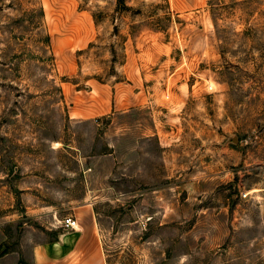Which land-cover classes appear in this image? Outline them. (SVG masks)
<instances>
[{"label":"rangeland","instance_id":"obj_1","mask_svg":"<svg viewBox=\"0 0 264 264\" xmlns=\"http://www.w3.org/2000/svg\"><path fill=\"white\" fill-rule=\"evenodd\" d=\"M67 215L106 264H264V0H0V264Z\"/></svg>","mask_w":264,"mask_h":264},{"label":"crops","instance_id":"obj_2","mask_svg":"<svg viewBox=\"0 0 264 264\" xmlns=\"http://www.w3.org/2000/svg\"><path fill=\"white\" fill-rule=\"evenodd\" d=\"M31 264H106L95 224L85 216L78 221V228L66 229L38 252L35 249Z\"/></svg>","mask_w":264,"mask_h":264},{"label":"built area","instance_id":"obj_3","mask_svg":"<svg viewBox=\"0 0 264 264\" xmlns=\"http://www.w3.org/2000/svg\"><path fill=\"white\" fill-rule=\"evenodd\" d=\"M60 226L64 229H76L78 228V221L77 219L73 218L72 216H64L60 220Z\"/></svg>","mask_w":264,"mask_h":264}]
</instances>
